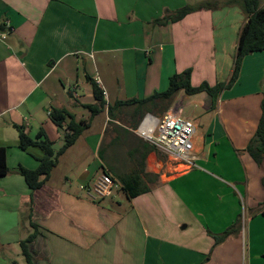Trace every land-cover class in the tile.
Here are the masks:
<instances>
[{
	"label": "crops",
	"instance_id": "obj_1",
	"mask_svg": "<svg viewBox=\"0 0 264 264\" xmlns=\"http://www.w3.org/2000/svg\"><path fill=\"white\" fill-rule=\"evenodd\" d=\"M227 1L0 0V148L8 167L0 177V264L15 263L7 250H21L30 221L37 227L30 245L36 264H264V168L245 152L260 118L262 52L243 59L203 134L192 120L191 170L135 133L148 114L181 111L177 97L191 96L179 92L166 112L133 106L95 116L39 191L31 193L18 173L19 166L36 169L39 156L18 148L15 126L30 138L42 130L56 144L61 137L49 112L87 120L85 106L95 103L88 79L107 105L163 92L186 69L193 87L226 82L245 23ZM204 3L217 7L154 23ZM134 171L148 175L149 189L130 200L118 189L120 202L113 195L94 202L81 190L104 173L117 182ZM237 219L239 232L213 247L212 235Z\"/></svg>",
	"mask_w": 264,
	"mask_h": 264
},
{
	"label": "trees",
	"instance_id": "obj_2",
	"mask_svg": "<svg viewBox=\"0 0 264 264\" xmlns=\"http://www.w3.org/2000/svg\"><path fill=\"white\" fill-rule=\"evenodd\" d=\"M237 4L242 14L245 17V23L241 28L235 54L233 57V67L230 78L226 82H220L214 86H210L206 82L199 86L193 87L190 83L191 70L186 69L181 73L172 75L168 81V87L165 91L154 93L145 99H130L126 101H116L112 105H107L104 99L102 89L93 81L88 79L92 95L95 103L87 105L85 108L89 111L90 116L85 121L75 122L73 117L64 109H52L49 112V119L57 129L63 131V146L55 153L53 143L48 140L45 133L40 130L35 138H30L24 127L15 126L18 133V148L24 152H28L30 148H37L42 152V156L34 157L38 166L34 170H28L22 166L18 167V173L23 178L25 184L31 193L39 191L48 181L51 172L58 164V159L63 155L82 135L83 132L89 129L91 120L100 113L107 111L109 117H113L114 112L124 107L137 106L138 110L144 112L160 111L166 112L172 106L175 96L179 92H183L187 96H193L200 93L206 94L214 106L223 91L230 89L237 81L240 67L243 59L252 53H264V9L260 6L259 0H229L225 5ZM217 4L204 3L196 7H182L176 10L172 15L162 19L155 20L154 23L164 25L167 23H176L182 20L186 15L200 9L216 8ZM2 30V26H0ZM260 102V118L254 132L253 137L248 142L245 152L258 165L264 168V87L261 94ZM139 113V112H138ZM139 113V114H140ZM143 114V113H142ZM8 173L6 165V149L0 148V177ZM142 174V177L141 175ZM133 173L118 178L119 190L130 200L149 189L147 182V174ZM156 177V176H154ZM143 179V180H142ZM258 210L264 216V200L258 205ZM32 232L27 238L20 242V249L26 264H36V259L33 251L30 250V245L37 236V227L30 221ZM240 229V220L237 219L230 227L226 228L218 235H212L214 246L216 247L231 235H236Z\"/></svg>",
	"mask_w": 264,
	"mask_h": 264
},
{
	"label": "built area",
	"instance_id": "obj_3",
	"mask_svg": "<svg viewBox=\"0 0 264 264\" xmlns=\"http://www.w3.org/2000/svg\"><path fill=\"white\" fill-rule=\"evenodd\" d=\"M1 38H4L2 33ZM180 112L175 107L160 117L148 114L136 127L135 133L142 140L158 146L172 156L184 166V170H191L195 167L196 160L193 148L195 126L192 121L183 118ZM118 189L119 184L107 173L100 175L91 186L81 187L87 198L94 202L110 198Z\"/></svg>",
	"mask_w": 264,
	"mask_h": 264
},
{
	"label": "rangeland",
	"instance_id": "obj_4",
	"mask_svg": "<svg viewBox=\"0 0 264 264\" xmlns=\"http://www.w3.org/2000/svg\"><path fill=\"white\" fill-rule=\"evenodd\" d=\"M203 93L197 94V95H193L191 96L188 100L186 98L183 99V95H179V97H177L176 102H180L181 103V114L182 116L188 115L190 121L197 119L198 121V126H197V131L196 134L200 135L203 134L204 129L201 128V125H208L209 121L212 120L213 118V114H216V112H213L217 109L218 106V101H220V99L218 98L217 101L215 102V105L212 106L211 105V101L210 98L208 96V101H203ZM209 106V110L207 112V107ZM213 112V113H212ZM217 115V114H216ZM184 118V117H183ZM98 120H101L98 119ZM194 124V123H193ZM195 126V125H194ZM59 132V136L60 141L57 142L56 144H53V149L54 152L56 153L62 146H63V140H64V136H63V131L57 129ZM91 137L90 138H94L96 137L95 135V131H91ZM28 152H30L31 154H33L34 156H42V152L39 149H35V148H30L28 149ZM182 168H179L178 171H181ZM177 171V172H178ZM119 191V190H118ZM120 192V191H119ZM119 192H114L113 193V197L117 198L114 201H118L120 202V196ZM7 254H10L11 257H13L14 259V264H26L24 257L22 256L21 250L17 251V255L12 252V250H7Z\"/></svg>",
	"mask_w": 264,
	"mask_h": 264
}]
</instances>
